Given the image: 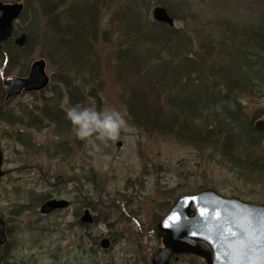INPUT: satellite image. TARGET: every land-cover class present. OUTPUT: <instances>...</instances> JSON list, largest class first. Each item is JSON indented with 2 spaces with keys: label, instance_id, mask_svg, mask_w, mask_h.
<instances>
[{
  "label": "rangeland",
  "instance_id": "rangeland-1",
  "mask_svg": "<svg viewBox=\"0 0 264 264\" xmlns=\"http://www.w3.org/2000/svg\"><path fill=\"white\" fill-rule=\"evenodd\" d=\"M111 1L99 4L97 40L92 45L91 63L81 74L60 60L49 58L44 32L39 28L34 32L27 69L29 72L37 59L46 61L50 81L44 89L7 98L3 81L7 76H18L22 64L13 68L0 60V148L5 172L0 179V215L12 225L5 250L15 252L14 259L20 262L152 264L154 253L162 245L157 235L158 222L179 195L213 188L225 196L264 204V181L244 179L231 170L220 151L163 132L153 127L159 124L153 118L135 124L126 110L127 123L119 138L101 144L99 149L75 136L67 119L68 108L81 105L99 111H124L125 100L135 87L144 88L151 100L165 103L166 111L171 108V88L176 85L171 83V72L183 54L162 46L150 49L149 53L156 52L152 57L158 56L170 64L169 82L164 81L157 89L153 88L155 78L144 82L134 71L119 72L116 53L124 25L117 20L120 4ZM161 1L175 16V26L183 35L184 53H191L190 59L195 61L199 42L204 38L215 40L221 34L222 23L251 25L264 13V2L259 0H144L140 4L145 19L153 20L152 10L156 4L163 5ZM19 24L23 25L20 19L15 24L16 36L22 32ZM158 61L155 58L150 63ZM198 63L204 70L206 64ZM72 84L79 85L83 102L69 98ZM239 99L249 115L258 108L264 109V96L241 95ZM55 103L63 111L60 115L53 109ZM255 120H264V115ZM162 124L169 127L166 122ZM79 187L86 189L91 204H95L101 191L108 195L113 206V216L108 218L111 225L102 219L89 227L68 226L73 211L41 212V203L52 194L74 197ZM108 234L115 237V244L103 247L101 242ZM170 264L207 263L188 254L175 255Z\"/></svg>",
  "mask_w": 264,
  "mask_h": 264
},
{
  "label": "trees",
  "instance_id": "trees-1",
  "mask_svg": "<svg viewBox=\"0 0 264 264\" xmlns=\"http://www.w3.org/2000/svg\"><path fill=\"white\" fill-rule=\"evenodd\" d=\"M101 1L105 0H71L68 3L63 0H23L25 8L20 16L23 25L19 26L28 35V46L20 48L13 40H8L0 46V60L13 68L22 64L18 73L27 75L30 63L27 56L34 47V32L37 33L39 28L44 32L49 58L60 60L72 67L77 75L81 74L91 63ZM114 1L121 8L117 12L119 25H124L116 53L119 72L134 71L144 82L155 78L153 88L157 89L164 81L169 82L170 64L158 56L152 57L156 52L149 53L150 49L162 46L175 48L183 54L182 61L171 72V83H176L171 88V108L166 111L165 103L151 100L144 88L135 87L125 100L133 122L158 120L159 124L153 127L180 140L212 147L220 151L237 175L264 181V131L255 128V119L264 115V109L258 108L249 115L239 99L241 95L264 96V13L251 25L224 22L219 29L221 34L215 40L204 38L199 42L195 58L206 64L201 70L199 63L190 59L191 53H184L179 27H170L150 17L145 19L140 4L144 0L111 2ZM161 2L175 18L169 6ZM155 58L159 61L151 64ZM71 86L69 98L83 102L79 85ZM0 106H3L1 100ZM53 109L58 110L59 115L63 113L58 103ZM165 122L169 127L163 126Z\"/></svg>",
  "mask_w": 264,
  "mask_h": 264
},
{
  "label": "water",
  "instance_id": "water-1",
  "mask_svg": "<svg viewBox=\"0 0 264 264\" xmlns=\"http://www.w3.org/2000/svg\"><path fill=\"white\" fill-rule=\"evenodd\" d=\"M22 2L6 3L0 0V45L8 41L14 30V21L22 13ZM156 22L175 25L174 18L166 7L156 5L152 10ZM16 45L25 48L28 35L23 32L14 39ZM50 81L43 58L35 60L27 76L12 75L4 82L6 97L44 89ZM258 131L264 130V120L256 122ZM120 146L121 142H117ZM2 156L0 152V167ZM3 172L0 169V177ZM67 205L66 200L51 199L45 202L42 212H50ZM92 222L89 211L83 216ZM157 235L163 246L154 253L152 264H170L176 254H194L207 264H264V204L243 201L238 197H226L215 189H202L195 193L179 196L172 208L158 223ZM7 236L5 223L0 218V246ZM201 242L210 249L204 248ZM103 247L108 240L103 239Z\"/></svg>",
  "mask_w": 264,
  "mask_h": 264
},
{
  "label": "clouds",
  "instance_id": "clouds-1",
  "mask_svg": "<svg viewBox=\"0 0 264 264\" xmlns=\"http://www.w3.org/2000/svg\"><path fill=\"white\" fill-rule=\"evenodd\" d=\"M126 109L124 111L109 108L99 111L95 108L74 105L67 109V119L71 121L73 131L78 139L86 140L91 148L99 149L101 144L119 138L122 128L126 126ZM99 141V143H97Z\"/></svg>",
  "mask_w": 264,
  "mask_h": 264
},
{
  "label": "flooded vegetation",
  "instance_id": "flooded-vegetation-1",
  "mask_svg": "<svg viewBox=\"0 0 264 264\" xmlns=\"http://www.w3.org/2000/svg\"><path fill=\"white\" fill-rule=\"evenodd\" d=\"M0 150L3 152L1 148ZM3 159H4V156H3ZM2 169H3V165H2ZM52 198L66 200L67 205L62 209H55L47 214H55L60 210H67L68 212L73 211L74 213L73 220L68 222V226L75 225L79 227H89V226L100 223L102 219H104V221H107L108 225L112 224V221H108V218L110 216H113L112 201L108 200L109 197L107 194L104 193V191H101L99 193L98 198L95 201V204H91L92 200L89 197V195H87L86 189L83 187L77 188V190L74 193V197H70V196L69 197H55L52 194V196L46 199L45 201L52 199ZM86 200H88V202H86ZM44 202H42L41 205ZM87 210L89 211L90 216L93 219L92 222H86L83 219V216L86 214ZM4 219L6 222L7 236L10 237L11 236L10 231L12 230V225L8 222L7 218H4ZM106 236L107 237H104V238L108 240V243L110 244V246L114 245L115 237L109 234ZM2 247L3 246H1L0 249H4V251L0 252V264H27L26 262H23V261L20 262L19 260L14 259L16 256L15 252L5 250V246L3 248Z\"/></svg>",
  "mask_w": 264,
  "mask_h": 264
}]
</instances>
